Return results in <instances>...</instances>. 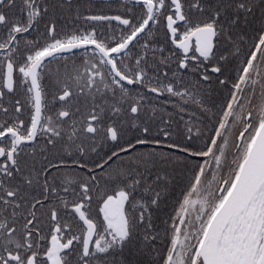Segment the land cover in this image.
I'll use <instances>...</instances> for the list:
<instances>
[{"label":"snow or ice","instance_id":"obj_1","mask_svg":"<svg viewBox=\"0 0 264 264\" xmlns=\"http://www.w3.org/2000/svg\"><path fill=\"white\" fill-rule=\"evenodd\" d=\"M0 264H264V0H0Z\"/></svg>","mask_w":264,"mask_h":264}]
</instances>
